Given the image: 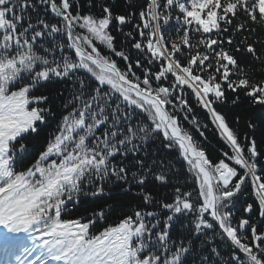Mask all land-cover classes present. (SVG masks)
I'll return each instance as SVG.
<instances>
[{"label":"snow or ice","instance_id":"obj_1","mask_svg":"<svg viewBox=\"0 0 264 264\" xmlns=\"http://www.w3.org/2000/svg\"><path fill=\"white\" fill-rule=\"evenodd\" d=\"M81 7L79 0H0V264H218L217 238L229 248L227 264H264V231L251 217L258 208L264 223V153L247 134L241 143L215 106L229 90L264 105V81L250 80L235 56L243 48L262 58L236 36L264 28V0H147L133 24L139 39L125 33L139 53L134 63L117 50L111 25L132 24L136 14L101 5L97 16ZM55 81L65 83L58 94L68 93L66 112L35 162L18 170L26 137L55 116L49 96L34 93ZM189 95L231 149L218 162L183 125L201 128ZM156 142L178 152L194 177L196 187H175L172 202L143 188L149 176L169 182L173 162L150 147ZM115 181L139 187L144 205L157 209H138L98 232L103 209L87 220L64 218L81 195L101 196ZM246 188L255 207L246 203L247 217L234 223Z\"/></svg>","mask_w":264,"mask_h":264},{"label":"trees","instance_id":"obj_2","mask_svg":"<svg viewBox=\"0 0 264 264\" xmlns=\"http://www.w3.org/2000/svg\"><path fill=\"white\" fill-rule=\"evenodd\" d=\"M82 5L81 13H87L91 11L97 16L102 15L101 5L110 7L114 14H128L135 13L132 24L127 26H119L116 22L111 25V32L115 37V46L117 50L123 49L128 52L134 63L135 59L139 55L137 50L131 47L133 40L125 35L129 31H133V35L139 39L138 33L133 30V24L140 23L139 11L146 6L147 0H91L92 7L89 9L88 0H79ZM75 11V8L73 9ZM235 24V21H234ZM122 27V31L119 30ZM256 31L248 34L247 32L242 35H237L236 39L241 40L247 37L248 43H252L257 50V54L261 55V59H256L251 54H248L246 50L242 48L241 51L235 52V56L238 63L244 68L248 78L260 83L264 81V28L260 26H253ZM227 35V34H225ZM227 47V45H225ZM100 49L105 54L107 52L103 46ZM121 68L126 66L124 60L120 57L111 54ZM137 75L142 74V69H136ZM235 78V77H233ZM65 88V83L55 81L52 83H46L43 87L35 91V95H48V105L55 113L54 117H50L46 125L41 126L39 135L27 136L26 142L28 150L24 153L19 161L18 170H23L31 165L38 157L39 153L45 148L46 142L49 138V134L56 130L60 119L66 110L63 108V102L68 93L59 95V90ZM190 91V90H189ZM227 101L223 103H217L215 106L219 112L225 117L229 126L238 134L241 143H247L245 135L254 138L257 143V147L261 153H264V105L254 103L253 99L245 94L244 90H238L236 93L227 91ZM239 97L236 103H232ZM189 103L192 105L194 111L190 115H194L198 118L201 128L198 131L189 121H183V125L193 135L194 140L197 141L205 151L209 159L213 162H218L223 158L222 153L228 152L231 154L230 147L220 137L219 132L214 124L211 122L210 116L206 114V110L201 108L192 95L188 96ZM206 125V127H204ZM200 131L204 132V136L200 135ZM150 147L154 151H158L160 157H164L167 160L173 162L172 169L168 172L169 182L162 184L156 181L152 176H149L143 188L146 192H150L156 201L172 202L175 187H181L182 191H192L196 185L193 175L188 171L186 162H183L176 151H167L163 149L159 142L150 144ZM132 160V157H128ZM139 187L125 184L122 181L108 182L105 184V193L101 196L93 197L90 195H81L79 202L74 206L69 205V212L64 218L75 219L78 217H84L85 220L90 218L92 213L98 212L101 209L104 210L105 215L103 219H97L94 231H101L103 228L118 223L121 219L128 215H132L138 209L144 210H156L158 205L153 203L152 205L145 206L142 197L139 195ZM245 192L248 195L241 194L236 198L235 207L232 209L234 215V223L238 221L241 216L247 217V213L243 212V206L246 203H253L255 207V200L250 194V188H246ZM195 195V193H194ZM253 222L258 225V230L264 231V223H260L258 216V208L251 213ZM173 234L177 235V231L174 228ZM250 235V230L249 233ZM218 250L223 257L222 262L218 264H227L229 259V248L224 246L219 238L214 241ZM212 245H207L204 249L205 253H208ZM191 260V258H190Z\"/></svg>","mask_w":264,"mask_h":264}]
</instances>
